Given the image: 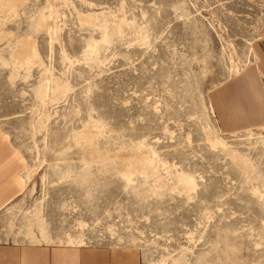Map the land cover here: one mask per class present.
Returning a JSON list of instances; mask_svg holds the SVG:
<instances>
[{
	"label": "rangeland",
	"instance_id": "obj_1",
	"mask_svg": "<svg viewBox=\"0 0 264 264\" xmlns=\"http://www.w3.org/2000/svg\"><path fill=\"white\" fill-rule=\"evenodd\" d=\"M262 57L264 0H0V241L264 264V125L211 100Z\"/></svg>",
	"mask_w": 264,
	"mask_h": 264
},
{
	"label": "crops",
	"instance_id": "obj_2",
	"mask_svg": "<svg viewBox=\"0 0 264 264\" xmlns=\"http://www.w3.org/2000/svg\"><path fill=\"white\" fill-rule=\"evenodd\" d=\"M258 72L264 76V58L255 67L228 80L212 93L217 118L228 132L264 125V95ZM0 143V208L22 187L17 177L19 159ZM12 153V154H11ZM0 264H138L133 251L67 243L0 241Z\"/></svg>",
	"mask_w": 264,
	"mask_h": 264
},
{
	"label": "bare ground",
	"instance_id": "obj_3",
	"mask_svg": "<svg viewBox=\"0 0 264 264\" xmlns=\"http://www.w3.org/2000/svg\"><path fill=\"white\" fill-rule=\"evenodd\" d=\"M27 47H28V45H27ZM26 48H25V46H24V49H23V51L25 50ZM26 51V50H25ZM29 51V50H28ZM27 51V52H28ZM30 52V51H29ZM23 53H25V52H23ZM33 53V52H32ZM32 53H31V55L30 56H32ZM25 55V54H24ZM27 55V54H26ZM29 56V55H28Z\"/></svg>",
	"mask_w": 264,
	"mask_h": 264
},
{
	"label": "built area",
	"instance_id": "obj_4",
	"mask_svg": "<svg viewBox=\"0 0 264 264\" xmlns=\"http://www.w3.org/2000/svg\"><path fill=\"white\" fill-rule=\"evenodd\" d=\"M260 132L264 134V128H263V129H261V130H260Z\"/></svg>",
	"mask_w": 264,
	"mask_h": 264
}]
</instances>
